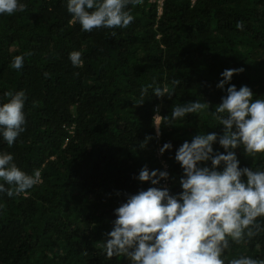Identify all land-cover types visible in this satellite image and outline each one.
I'll return each instance as SVG.
<instances>
[{"label": "trees", "instance_id": "obj_1", "mask_svg": "<svg viewBox=\"0 0 264 264\" xmlns=\"http://www.w3.org/2000/svg\"><path fill=\"white\" fill-rule=\"evenodd\" d=\"M20 2L24 12L0 14V105L6 92L23 90L26 130L11 147L0 134V154H12L26 174L38 169L42 182L20 196L0 193V264H130L123 255L107 259L102 245L128 194L165 186L139 181L140 170H167L170 192L183 190L176 150L195 135L223 134L212 112L226 95L217 87L225 69L243 68L230 83L264 99V0H164L161 13L156 0H144L127 6L134 16L127 28L91 32L70 24L68 0ZM73 51L82 67H73ZM17 55H24L20 70L10 66ZM165 86L171 99L153 94ZM194 101L209 107L162 125L156 137L158 105L170 119L174 106ZM168 142L173 147L161 155ZM213 148L225 151L218 141ZM235 152L241 168L264 171V154ZM257 220L264 226V217ZM241 256L264 260V231L230 241L221 258Z\"/></svg>", "mask_w": 264, "mask_h": 264}, {"label": "clouds", "instance_id": "obj_2", "mask_svg": "<svg viewBox=\"0 0 264 264\" xmlns=\"http://www.w3.org/2000/svg\"><path fill=\"white\" fill-rule=\"evenodd\" d=\"M143 3L144 0H68L67 10L73 17L70 24L78 22L83 31L91 32L95 28H127L134 20L127 6ZM26 8L20 0H0V14L22 13ZM236 28L243 30V22L238 21ZM111 35L115 37L116 32ZM24 55L15 56L10 66L22 69ZM81 55L80 51L70 53L73 67L83 66ZM243 71V68L225 69L217 84L226 95L212 115L224 126L223 134L195 135L191 142H183L176 150L175 160L183 169L179 179L183 190L172 194L167 186L141 189L128 194L126 202L114 210L116 219L102 245L107 259L123 255L130 264H225L221 257L230 248V241L239 244L245 237L251 239L264 231L257 220L264 217V171L241 168L235 152L243 146L249 157L264 154V99L253 100L250 87L243 85L238 89L230 83L234 74ZM172 83L179 85L180 81ZM152 87L149 84L142 88L141 98L135 102L137 106L144 103L143 97ZM153 94L171 99L174 92L165 86L155 87ZM5 95L10 99L0 105V134L11 147L26 130L27 96L23 90L8 91ZM208 107V103L200 101L176 105L171 118L162 119L158 105L153 117L156 137L162 134V125L174 126L173 121L189 113L200 114ZM152 138L147 136L140 147H146ZM217 141L224 152L214 151ZM172 147L171 142L165 143L159 153L162 155ZM13 159L10 153L0 154V181H3L0 193L8 197L20 196L42 182L38 169L26 174ZM208 161L210 166H206ZM169 176L167 170L150 171L145 165L137 179L160 185ZM4 207L0 204V208ZM228 264H264V260L241 256Z\"/></svg>", "mask_w": 264, "mask_h": 264}, {"label": "built area", "instance_id": "obj_3", "mask_svg": "<svg viewBox=\"0 0 264 264\" xmlns=\"http://www.w3.org/2000/svg\"><path fill=\"white\" fill-rule=\"evenodd\" d=\"M158 2V6H159V13L162 12V6H163V2L164 0H156ZM164 185L167 186L168 185V180L164 181Z\"/></svg>", "mask_w": 264, "mask_h": 264}]
</instances>
